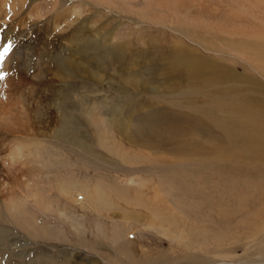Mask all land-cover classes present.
I'll use <instances>...</instances> for the list:
<instances>
[{
	"label": "rangeland",
	"instance_id": "rangeland-1",
	"mask_svg": "<svg viewBox=\"0 0 264 264\" xmlns=\"http://www.w3.org/2000/svg\"><path fill=\"white\" fill-rule=\"evenodd\" d=\"M0 9V36L24 41L9 52H22L21 76L0 85L22 90L28 107L19 135L0 126V156L16 139L40 153L22 166L24 184L0 157V264H264V0H0ZM156 115L194 129L192 140L152 134L141 148L131 130ZM67 180L121 198L105 192L99 215L60 194ZM155 187L169 237L141 225ZM28 188L59 199L15 213L9 202L23 203Z\"/></svg>",
	"mask_w": 264,
	"mask_h": 264
},
{
	"label": "bare ground",
	"instance_id": "bare-ground-1",
	"mask_svg": "<svg viewBox=\"0 0 264 264\" xmlns=\"http://www.w3.org/2000/svg\"><path fill=\"white\" fill-rule=\"evenodd\" d=\"M6 3L7 2H5V4ZM5 4H4V6H5ZM5 7H7V6H5ZM11 11H12V9H11ZM11 11H9V12H11ZM6 14H7V11H6ZM3 34H4L3 36H0V37H3V39H0V50H2L3 45L6 43L7 40L8 41L9 40L12 41L15 38H16L15 40H16V43H17V47H18V45L20 47L24 46V41H22L21 34L19 32H17V34H16L17 37L15 36V34H12V32L10 30H8V29H6V31H4ZM41 52H42V50H41ZM39 59H40V57H39ZM22 62H23V54H22L21 51H16V49H15L10 54L8 53V55L5 57L4 62H3V71L7 72V69H8V71L12 70L13 74H9L4 80H0V81L6 83L7 79L10 77V75H13L16 78L17 77L19 78V76H21V73H22L21 70L19 71ZM41 71H42V68H41ZM42 75H43V73H42ZM21 86L22 85H20V87ZM15 87H17V86H15ZM3 88L4 87L0 85V126L3 127V128L4 127L8 128L9 125H11L12 126L11 127L12 128V132L17 134V135H19L21 133V128L24 127L21 124L22 122H20V121H22L23 116H20V115H23V113L26 112V109L28 107L27 106L24 107L26 104H24V100L22 99L23 97H21V95L19 93L20 91L22 92V90L19 91L18 90L19 88L17 90H15V91L11 90L12 93L16 92L15 93L16 95H14V94L12 95L11 94L12 95L11 96L9 93L6 95L5 91H2ZM14 89H16V88H14ZM14 96H16V97H14ZM29 105H30V103H29ZM152 115H154V114H150V117ZM25 116H27V115H25ZM155 117H156V119L154 120L155 122L150 124V126L146 125V124H143V125L137 124L131 130V132L137 138L136 139L137 144L141 148H143V149H145L146 151L149 152V149L152 147V141L150 139V135H152V134H155L156 136H162V135H165L166 133L172 134V132H174L175 135H177L179 137H183L185 135H190L189 139L192 140V136L191 135L193 134V132H194L193 130L194 129L190 130V129H187V127L185 128L184 126H180V125H178L176 123L173 124V125H175L177 129H171L170 128L171 124L169 123V121L167 123H163L162 122V123L157 124L159 122L160 116L156 115ZM169 124H170V126H169ZM15 137H17V136L15 135ZM2 142H3V140H2ZM211 143H212V145H214V143L212 141H211ZM3 153H5V152H3ZM37 154H38V156H40V153H38L37 149H33L32 146L29 145L28 143H23L22 141L20 142L18 139H16V140H14L12 142L11 148L8 151L7 155L4 156V159L0 156L3 161L1 159L0 160L3 163H6V165L9 166L8 168H11L10 166H13L15 172L19 171V172H16L14 174V177H15L16 180L21 182V184H24L25 182L22 181V178H23V180L25 179V173H23L22 166L26 165V161L27 160L30 161V158L35 157ZM73 182L74 181H68V180L67 181H63V182H59L57 187H58V191L60 192V194H64V197H66L68 200L73 201L74 203H76L80 207H87L88 209H92V210L97 211L99 215H101L100 209H99L100 208L99 205H101L103 203L104 193L105 192H108V193L109 192H113L117 196H119V193H120V192H116V190L113 187L112 188L110 187L111 189H108V190L106 189L105 190V189H103V187H102L103 185H101V184H91L90 185V183H85L84 182L82 185H80V184L76 185V184H73ZM106 188H109V187L106 186ZM155 189H156V191L154 193V195H155L154 197H156V198H153L152 200L151 199L150 200L147 199V197H143L142 198V199H145V200L149 201V203L142 202V204H144L146 210L148 211V214L147 215H142L143 218H142V224L141 225L144 228L150 227L152 229H158L159 232L162 235H164L165 237H169L171 235H174V233H173V231H172V229L170 227V223H169L172 220V217L168 216L166 214V211H162L163 207H160V206L157 205L158 202H160V199L161 200L164 199V196L162 195L163 192L160 191L161 189L157 190L156 187H155ZM27 192L29 193V195L25 196V198H24L25 200H24L23 203L18 204V201L9 202V205L11 207H14V212L15 213L17 211H19L20 207L23 208L25 205H29V204H34V206L37 209H39L40 211H42V212H43V210H47V209L50 210V209L53 208L55 202L59 199L58 196H57V198H53L50 194H49V196H47L46 194L40 195V193L38 191H36V190L33 191V189H31V188H28ZM105 194H107V193H105ZM137 194H138L137 198H141L144 193L142 191H139ZM76 196L78 197V199H83V200L77 201L76 200ZM29 197H31V199H33V201ZM118 198H121V197L119 196ZM164 200L167 203V199H164ZM132 201L133 200L130 199V200L126 201V202H128V204H130V203H132ZM134 201H135V204H140V202L138 200H134ZM166 203H164V204H166ZM154 206L158 207V208H156L155 210L152 209L151 207H154ZM56 207H58V206H56ZM168 207H170V206H168ZM60 209L61 210L58 213L59 216H62L65 219H69L68 214L65 212V208L60 207ZM170 209H171V207H170ZM20 211H22V210H20ZM23 211H22V213H23ZM25 213H27V212H24V214ZM23 217H27V216H23ZM30 217L33 218L32 214H31ZM29 218L26 219V220L29 221ZM121 221L126 225V227H128V233H132V230H131L132 227H130L132 222L130 221V219L127 216H122L121 217ZM116 231H119L118 228L115 229V233L117 234Z\"/></svg>",
	"mask_w": 264,
	"mask_h": 264
},
{
	"label": "snow or ice",
	"instance_id": "snow-or-ice-1",
	"mask_svg": "<svg viewBox=\"0 0 264 264\" xmlns=\"http://www.w3.org/2000/svg\"><path fill=\"white\" fill-rule=\"evenodd\" d=\"M2 31L3 28H0V32ZM0 39H3V37H0ZM12 47H13V42L9 40L6 44L3 45L2 50H0V80H4L9 75L8 72L3 71V62L5 57L11 51Z\"/></svg>",
	"mask_w": 264,
	"mask_h": 264
}]
</instances>
